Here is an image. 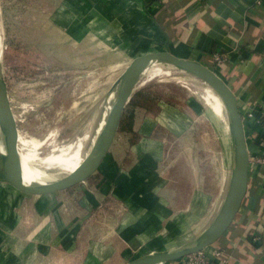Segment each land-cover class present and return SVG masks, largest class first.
Here are the masks:
<instances>
[{
  "label": "crops",
  "instance_id": "crops-1",
  "mask_svg": "<svg viewBox=\"0 0 264 264\" xmlns=\"http://www.w3.org/2000/svg\"><path fill=\"white\" fill-rule=\"evenodd\" d=\"M42 3L54 5L41 13L48 21L43 29L66 37L71 52L85 51L86 60L101 51L105 59L100 66L109 70L126 69L145 53L169 51L212 68L226 81L244 122L249 184L232 225L206 252L210 257L222 253V261L213 256L215 264H264V166L257 163L264 157V0ZM217 53L225 56L222 63L215 62ZM208 98L220 115L217 100ZM159 106L154 111L130 109L131 127L122 130L125 107L120 130L98 170L103 191L87 194V207H81L86 208L85 218H70L60 207H31L30 199L0 179V264L136 259L186 245L188 241L175 238H190L193 229L215 218L230 177L217 175L216 168L212 172L200 150L201 140L183 144L174 138L166 143L152 138L158 127L177 134L184 116L179 108Z\"/></svg>",
  "mask_w": 264,
  "mask_h": 264
},
{
  "label": "rangeland",
  "instance_id": "rangeland-1",
  "mask_svg": "<svg viewBox=\"0 0 264 264\" xmlns=\"http://www.w3.org/2000/svg\"><path fill=\"white\" fill-rule=\"evenodd\" d=\"M46 6L54 5H46L42 0H0L4 46L1 77L18 123L19 152L26 158H45L79 149L74 156L80 153L86 160L101 132L104 113L116 89L114 83L125 68L121 66L113 71L100 66L105 59L101 51H95V57L89 60H86L85 51L71 52L66 37L56 35L52 29H43L48 22L41 17ZM126 61L125 64L128 63ZM164 69L166 73L151 79L140 77L139 86L126 105V120L122 130L132 123V108L143 107L154 111L162 104L179 108L184 116L175 129L177 134L169 133L166 127H158L157 132L150 136L165 143L170 138L183 144L194 139L201 140L203 146L200 150L210 162L212 172L216 168L217 175L221 172L223 178L228 176L231 180L234 140L226 108L223 107L221 114L216 115L209 103L211 100L207 98H211L212 93L208 92L212 89L206 83L171 64L164 66ZM117 92H114V96ZM3 143L4 134L0 131L1 172H4L6 158V154L1 152ZM52 171L61 169L55 165ZM225 186L224 191L228 188V185ZM97 189L103 191L99 171L85 182L64 191L45 196L23 195L30 199L31 207H60L70 218H85L86 208L81 207H87L84 205L87 194L98 192ZM220 211L215 218L214 214L211 219H207L205 227L193 229L191 239L188 236L175 239L179 242L193 241L198 237L194 236L203 233L215 222ZM131 260L134 259L128 257L116 263L105 261V264H123ZM179 261L181 259L166 264Z\"/></svg>",
  "mask_w": 264,
  "mask_h": 264
},
{
  "label": "water",
  "instance_id": "water-1",
  "mask_svg": "<svg viewBox=\"0 0 264 264\" xmlns=\"http://www.w3.org/2000/svg\"><path fill=\"white\" fill-rule=\"evenodd\" d=\"M153 62L171 64L206 83L226 108L234 140V165L224 205L215 222L193 241L170 251L150 253L123 264H166L206 250L217 243L232 225L248 192L250 157L244 122L238 99L226 81L212 68L190 59L180 58L169 51L149 52L135 57L124 70L115 100L107 112L105 123L88 158L64 180L49 186L27 185L22 177L19 153L20 132L12 109L6 84L0 77V120L6 126L8 140L4 172L0 179L19 192L31 196H45L70 189L85 182L100 168L118 134L126 105L131 100L143 69Z\"/></svg>",
  "mask_w": 264,
  "mask_h": 264
},
{
  "label": "bare ground",
  "instance_id": "bare-ground-1",
  "mask_svg": "<svg viewBox=\"0 0 264 264\" xmlns=\"http://www.w3.org/2000/svg\"><path fill=\"white\" fill-rule=\"evenodd\" d=\"M2 38H3V32H2L1 25H0V77L2 76L1 75V67H2L1 64H2V60H3V48H4ZM166 65H168V64L163 63V62H153L152 64H150L149 66H147L143 69L140 77L147 76L148 79H151L157 75L164 74V73H166L165 69H164V66H166ZM177 71H179V70H177ZM178 77L181 78L180 76H178ZM188 78H186V79H188ZM118 81H119V79L116 81V83ZM139 82L140 81L138 80V82L136 83V87L139 86L138 85ZM116 83L114 85H116ZM117 87H118V85H116V89L114 90V92L116 90H118ZM201 88H202V85H201ZM114 92L111 95V98H110V101L108 104V108H107L106 112L104 113V119L101 123V128H103L106 116L108 114L107 112L109 111L110 107L112 106V104L115 100L116 94L114 96ZM208 93H212L211 97H214L217 100V103L220 105L221 109L223 110L224 105H223L222 100L218 96V94H216L213 90H210ZM224 120H225V118H224ZM5 129H6V126L0 120V131H2V133L4 134V142H5V144L3 143L1 145V152H4V154L7 153V146H8V140H7V135H6ZM70 149H71V147H70ZM78 150L79 149H77L74 152L72 151L71 153L68 152L66 154L57 155V156H48L45 158H40L38 156L33 157V158L32 157L26 158L19 152L20 153L21 166H22V177H23L24 182L27 185H31V186H49V185L59 183L60 181L64 180L70 173L75 171L85 161L84 158L80 155V153H78L76 156H74ZM83 154H84V152H83ZM55 165L58 166L61 169V171H58V172L52 171L53 167Z\"/></svg>",
  "mask_w": 264,
  "mask_h": 264
},
{
  "label": "built area",
  "instance_id": "built-area-1",
  "mask_svg": "<svg viewBox=\"0 0 264 264\" xmlns=\"http://www.w3.org/2000/svg\"><path fill=\"white\" fill-rule=\"evenodd\" d=\"M214 60L217 63H222L225 60V56L217 53L214 55ZM257 163L264 166V157L258 158ZM213 256L220 260L222 259V253L220 251H215L210 257V254L204 250L181 259V264H215L212 261Z\"/></svg>",
  "mask_w": 264,
  "mask_h": 264
}]
</instances>
